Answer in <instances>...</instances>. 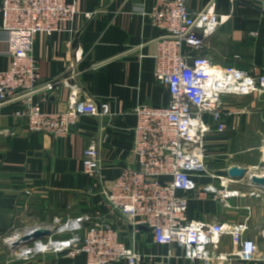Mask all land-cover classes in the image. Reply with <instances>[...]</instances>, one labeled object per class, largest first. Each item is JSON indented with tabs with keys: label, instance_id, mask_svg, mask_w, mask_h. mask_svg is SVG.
<instances>
[{
	"label": "crops",
	"instance_id": "obj_1",
	"mask_svg": "<svg viewBox=\"0 0 264 264\" xmlns=\"http://www.w3.org/2000/svg\"><path fill=\"white\" fill-rule=\"evenodd\" d=\"M77 14L73 21H62L53 34L39 33L34 43V56L39 64L41 80L67 78L54 92L37 95L45 113L67 110L70 96L81 102L93 100L107 103L108 116H83L65 138L56 140L48 133L29 132L25 118L15 115L16 106L0 108V129H12L15 135L0 137V217L30 221L24 230L34 227L51 229L52 235L42 239L48 244L35 249L32 243L0 257V264H86L84 253L72 257L69 251L56 248L50 241L65 240L74 234L69 224L80 218L98 216L109 222L118 238L143 257L138 264H206V260L185 257V248L153 242L150 229L133 226L120 212L111 211L104 203L103 191L109 189L123 169L139 168L133 156L135 108L141 104L168 106V89L155 78L156 41L162 31L145 10L164 0H70ZM210 0H190L193 10L205 7ZM0 0V73L10 69L11 59L1 43L3 13ZM212 10L218 12L222 24L209 39L208 56L226 69H240L254 75L264 74V13L253 0H215ZM93 14L86 17L85 14ZM224 132H217L211 115L203 119L210 127L206 134L207 177L197 178L201 184L219 187L211 174H226L236 165L256 172L264 167V102L261 96L229 95L224 97ZM228 113V114H227ZM102 139V169L98 178L83 171V151ZM260 152L261 158L252 157ZM253 158L250 162V159ZM263 172V171H262ZM236 179L231 189L239 197L228 201L231 207L211 197L191 199L188 219L208 223L243 224L245 237L257 239L264 249V197L260 187L247 179ZM169 180V179H168ZM239 180V181H238ZM95 184V186H94ZM26 217V218H24ZM97 220V219H96ZM84 230L77 232L79 235ZM6 242V241H4ZM238 245L224 235L216 254H233ZM127 260L113 264H129ZM231 264H264L234 258ZM213 264V263H212Z\"/></svg>",
	"mask_w": 264,
	"mask_h": 264
},
{
	"label": "built area",
	"instance_id": "obj_2",
	"mask_svg": "<svg viewBox=\"0 0 264 264\" xmlns=\"http://www.w3.org/2000/svg\"><path fill=\"white\" fill-rule=\"evenodd\" d=\"M189 1L164 0L152 11L145 10L144 4L135 6L162 31L155 42L154 73L156 80L168 89L170 102L168 106L141 104L135 108L133 156L139 168L125 167L111 187L103 191L104 203L133 226L150 229L154 243L184 247L185 257L193 261L204 259L206 264H231L234 258L264 261V249L259 248L258 238L245 237L248 229L245 223L188 219L192 198L211 197L231 207L228 201L240 196L239 191L231 189L238 178L227 173L211 174L219 187L197 182V178L209 175L205 139L210 127L204 115L213 117L216 131L221 133L227 129L223 121L225 96L257 94L264 102V74L256 76L240 69H226L214 64L208 56L209 39L222 24L218 12L212 10L215 0L199 10L191 9ZM253 1L264 13V0ZM1 11V43L7 48L11 66L0 73V108L16 106L15 115L25 118L29 132L48 133L56 140L68 136L83 116L110 115L107 103L81 102L74 93L67 110L57 114L43 112L40 102L34 101L35 96L54 92L67 79L41 80L34 56L36 35L53 34L62 21H73L77 14L74 2L2 0ZM85 15L89 18L93 14ZM14 135L12 129H0V137ZM101 143L99 139L83 151V171L93 179L100 176L102 169ZM255 169L254 174L264 171V167ZM84 221L80 218L67 226L74 234L72 237L49 243L61 251L68 249L72 257L84 253L86 264L141 261L143 256L120 241L118 231L109 222L98 216H88V226H84ZM35 228L39 227L31 232ZM82 230L79 235L77 232ZM224 235L232 236L239 251L215 255ZM261 236L264 245V231ZM34 243L35 249H41L42 240ZM45 246L47 249L48 244Z\"/></svg>",
	"mask_w": 264,
	"mask_h": 264
},
{
	"label": "water",
	"instance_id": "obj_3",
	"mask_svg": "<svg viewBox=\"0 0 264 264\" xmlns=\"http://www.w3.org/2000/svg\"><path fill=\"white\" fill-rule=\"evenodd\" d=\"M227 174L230 177L234 178H244L249 175V170L245 167H240V166H232L227 170ZM251 182L260 187H264V176H260L257 174H253L251 176ZM52 230L48 228H35L32 232H27L24 233L21 237V239L16 240L10 247L13 250H20L22 247L32 244L37 240H42L46 236H51L52 235Z\"/></svg>",
	"mask_w": 264,
	"mask_h": 264
},
{
	"label": "rangeland",
	"instance_id": "obj_4",
	"mask_svg": "<svg viewBox=\"0 0 264 264\" xmlns=\"http://www.w3.org/2000/svg\"><path fill=\"white\" fill-rule=\"evenodd\" d=\"M252 157H258L259 159L261 158V153L258 152L256 154H252ZM250 159V162H252ZM245 179V178H243ZM247 179L249 181H251V179H249L247 177ZM262 190L259 191L260 194H262V196L264 197V188H261ZM26 218V217H24ZM30 223V221H28V219L26 218L25 221H23V219H10L8 218L6 215L4 217H0V257H6L9 254V249H11V247L9 246L8 242H7V238L13 236L16 232L15 231V227L16 228H20L22 230H24V228L26 226H28ZM21 230V231H22ZM6 241V242H4Z\"/></svg>",
	"mask_w": 264,
	"mask_h": 264
},
{
	"label": "bare ground",
	"instance_id": "obj_5",
	"mask_svg": "<svg viewBox=\"0 0 264 264\" xmlns=\"http://www.w3.org/2000/svg\"><path fill=\"white\" fill-rule=\"evenodd\" d=\"M210 75V74H209ZM213 80V76H212V74L210 75V78H209V81H212ZM254 173H256V172H250L249 171V176L251 175H253ZM264 175V171L263 172H259V173H257V175ZM33 228H31V229H28V230H26V231H18V232H16L13 236H11V237H8L7 238V242H8V244L11 246L16 240H18V239H21V237H22V235L24 234V233H27V232H31V230H32ZM45 245L43 244L42 246H41V248H43ZM16 251V250H15Z\"/></svg>",
	"mask_w": 264,
	"mask_h": 264
}]
</instances>
